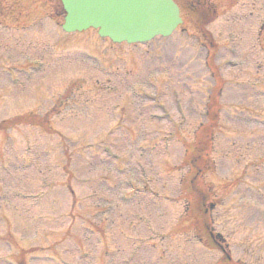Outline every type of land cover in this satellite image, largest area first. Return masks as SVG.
<instances>
[{"label": "rangeland", "instance_id": "1", "mask_svg": "<svg viewBox=\"0 0 264 264\" xmlns=\"http://www.w3.org/2000/svg\"><path fill=\"white\" fill-rule=\"evenodd\" d=\"M15 1L14 6L19 2L17 7H24L15 12L21 16L23 24L19 26L27 23L33 27L0 36V123L22 114L29 120L44 117L47 99L72 97V101L64 103L67 108L62 115L49 118L47 126L54 131L51 136L37 125L0 129V264H215L219 254L195 240L192 217L185 213L179 193V180L186 171L181 144L193 141L204 111L195 107L193 116L185 121L174 117V123L153 122L161 117L159 112L171 117L174 109L187 114L189 103L201 106L203 98L195 103L187 91H193L195 98L204 94L205 73H188L189 63L182 67L162 63L156 65L160 73L155 75V50L141 56L129 50L131 60L123 57L126 69L115 63L123 68L118 72L124 77L122 84L116 85L118 93L113 98L105 93L117 109L125 108L127 98L133 110L128 104L129 119L113 122L101 106L106 95L94 85L100 75L81 54L93 53V42H87L94 36L89 32L66 36L65 43L56 47L61 34L50 22L51 16L49 21L53 2ZM209 1L220 16L210 28L214 41L221 45L217 56L222 59L216 57L215 64H221L223 58L225 64L231 59L234 64L219 66L228 85L216 107L220 112L211 160L221 177L210 175L207 180L223 185L244 167L249 185L257 188L250 193L243 187L220 191L213 212L214 228L228 244L234 262L264 264V163L255 168L244 166L255 161L261 164V157L264 160V129L242 126V117L233 111L237 106L245 108L244 115L264 122V31L254 46L243 37L247 28L253 38L256 28L264 26V0ZM4 6L8 8L10 3L4 2ZM6 37L10 39L4 40ZM233 37L234 53L229 43ZM171 38L178 37L173 33ZM41 41L46 42L47 53ZM169 41L159 51L163 60L173 55L176 47L188 62L193 56L203 60V54L191 52L181 41L177 40L178 46ZM124 51L109 54L112 57ZM99 53L103 55L102 50ZM42 59L43 72L34 73L30 80L29 65ZM144 64L137 75L134 67ZM128 69L130 88L144 91L142 84L146 83L155 104H142L129 92ZM18 74H24L26 80ZM193 78L199 79L189 80ZM79 84L84 85L82 91H75ZM91 87L96 88L95 93L86 91ZM121 116H128L125 110ZM227 150L233 158L223 162ZM66 174L73 201L62 185Z\"/></svg>", "mask_w": 264, "mask_h": 264}, {"label": "water", "instance_id": "2", "mask_svg": "<svg viewBox=\"0 0 264 264\" xmlns=\"http://www.w3.org/2000/svg\"><path fill=\"white\" fill-rule=\"evenodd\" d=\"M64 30L98 29L113 42L143 43L165 36L179 23L171 0H60Z\"/></svg>", "mask_w": 264, "mask_h": 264}, {"label": "trees", "instance_id": "3", "mask_svg": "<svg viewBox=\"0 0 264 264\" xmlns=\"http://www.w3.org/2000/svg\"><path fill=\"white\" fill-rule=\"evenodd\" d=\"M197 171H198V169H196V172ZM198 172H199V175H200L201 174V171H198ZM197 174L198 173H196V175H194V180H193L192 185L194 186L193 187L194 192H196V193L199 194L200 203H202L201 201L206 202V200L208 199L209 192L206 191L205 188H204V191H203V187H201V183L199 181L200 180L199 175H197ZM197 206H198V208L200 210V213L203 214L205 212L204 211V207L202 205H200V204H198Z\"/></svg>", "mask_w": 264, "mask_h": 264}]
</instances>
